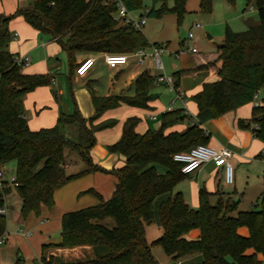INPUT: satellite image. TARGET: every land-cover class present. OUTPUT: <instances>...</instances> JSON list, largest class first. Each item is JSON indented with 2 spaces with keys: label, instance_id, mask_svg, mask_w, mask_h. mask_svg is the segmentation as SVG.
<instances>
[{
  "label": "trees",
  "instance_id": "trees-1",
  "mask_svg": "<svg viewBox=\"0 0 264 264\" xmlns=\"http://www.w3.org/2000/svg\"><path fill=\"white\" fill-rule=\"evenodd\" d=\"M29 1V7L16 9L9 15L0 14V166L15 162L14 188L20 198L23 218L30 212L38 214L41 205L51 208L55 190L69 180L101 170L90 155L94 133L112 127L116 121L109 119L96 124L94 121L105 110L121 103L148 108L154 77L143 70L133 82L134 95L130 97L93 94L95 111L89 118L77 110L61 111L54 126L31 130L24 116L23 96L38 86L51 84L53 76L27 74L14 63V55L7 49L11 40L9 21L22 16L39 32L52 36L66 52L70 72L80 53L122 54L159 45L150 43L141 29L115 20L116 5L112 0ZM141 1L125 0V3L129 10H136ZM172 1L168 7L167 0H152L154 4L161 3V7H152L148 15L159 17L167 10L181 17L187 0ZM228 2L233 4L234 0ZM245 2L254 6L259 19L256 24L241 31L226 26L214 59L172 74L177 87L176 78L180 74L218 64V79L203 83L201 90L190 97L197 105V121L188 123L180 131L168 132L188 118L182 108H174L160 113L157 128L138 133L135 127L139 118H126L120 138L108 146L110 152L125 158L124 165L115 171L117 183L112 195L97 205L64 213L58 242L42 244L40 260L34 264H159L151 254L150 248L154 245H159L172 260L194 254L201 256L200 262L180 264H261L257 254L264 261V190L257 200L259 207L245 211H237L238 201L230 195L223 198L224 193L220 191L216 203L211 204L209 193L201 187L197 208L190 207L181 192H173L188 176L181 172V163L173 160V154L206 144L209 133L201 124L251 102L257 90L262 92V104L252 109V118H258V129L252 132L264 142V0ZM211 8L212 0H199L201 12L209 13ZM238 124L249 129L248 122ZM68 125L77 126L75 138L64 134L63 128ZM65 147L79 153L87 165L84 170L66 173ZM158 166L164 168L163 173L157 171ZM7 190L4 189L5 193ZM166 193L168 196L158 205L162 232L148 243L144 223L153 219L155 200ZM108 218L114 221L111 228L103 223ZM5 225V216L0 215V233L5 231ZM242 226L248 229V236L237 232ZM192 229L199 230L195 239L186 237ZM76 246L91 247L93 255L74 261L46 256L49 249ZM248 249L253 252L246 253ZM14 264L25 262L20 257Z\"/></svg>",
  "mask_w": 264,
  "mask_h": 264
},
{
  "label": "crops",
  "instance_id": "crops-1",
  "mask_svg": "<svg viewBox=\"0 0 264 264\" xmlns=\"http://www.w3.org/2000/svg\"><path fill=\"white\" fill-rule=\"evenodd\" d=\"M232 5H235V9L232 11V16L226 20V26L234 31H241L234 27L238 24L249 26L251 24H256L249 19H245L244 15L245 6L250 5L252 7L251 10H253L254 6L252 4H247L245 0H234ZM29 6V0H0V14L9 15L14 13L16 9ZM239 20L242 22H239ZM209 23L211 24V22ZM8 29L11 40L8 43L7 49L13 55L26 54L30 58V63L25 66L22 71L27 74L48 73L53 76L51 84L38 86L23 96L24 116L31 130L54 126L57 123V118L61 111L72 113L77 110L81 116L89 118L95 111L92 102L93 94L95 96L118 95L130 97L134 95L133 82L143 70H148L153 77L158 74L157 70L156 72H152L150 70V65H145L146 62L142 65H138L135 57H129L126 64L110 68L104 63L102 53L77 54L75 57L76 66L73 71L70 72L66 52L52 36L47 33L39 32L27 23L22 16H16L11 19L8 23ZM141 31L143 32L142 29ZM223 34L224 32L222 33V31L218 32V37L222 40ZM208 37L211 38L212 36ZM192 38H194V34L190 39ZM196 45L197 44L193 42L190 47L184 48L183 41L180 42L178 49L175 50V52L182 51L177 56V58H179V56L181 57L179 62L173 63L171 66L168 65L169 72L166 71L167 68L163 63V73L172 75L175 71L193 69L199 65L207 64L216 56V51H199ZM192 47H195L197 51L191 52L190 49ZM217 47L218 46H216V49ZM89 55L95 58L92 68L83 76L76 74L75 68L77 65L82 59ZM217 66L218 64L214 66L208 65L180 74L179 77L176 78L177 87H175L174 92L170 91L165 84L154 83L153 79L152 85L164 86L172 95L171 100L167 101L165 104L160 101V93L155 92L152 93L153 97L148 103L149 107L146 109L121 103L117 107L105 110L94 123L96 124L105 120L114 119L116 124L112 127L96 131L94 133L95 143L90 149L92 162L99 166L101 170L77 176L57 188L53 195L54 205L51 208L41 205L38 213L39 216H36L37 218L29 217L26 220L22 218L21 215L20 218L19 215L15 216V224L18 230L16 229V232L11 235L6 232L5 247L0 250V264H13L15 260L20 257H23L25 263L30 262L31 259L39 256V252L41 254V247L39 248L41 244L58 242L61 218L64 213L88 206H94L100 203V200L105 201L110 198L117 183L115 171L124 165L125 158L118 153L110 152L108 146L115 143L120 138L123 122L126 118L131 116L139 118V122L135 127L138 133H143L151 129V123L149 121L156 120V118L160 116V113L170 110L169 108H182L188 118L185 122L169 128L168 132L180 131L184 129L188 123L191 124L192 122H196L197 105L190 97L201 90L203 83L218 79L216 72ZM252 109L253 106L251 102H249L201 124V127L209 133V140L206 144L214 148L225 147L231 150V163L234 167V180L231 184L235 182V168L236 170H240V168L249 169L252 163L257 160L258 157H261L260 152L264 148V142L262 140L255 136L250 129L238 124L239 121L245 123L250 120ZM152 115L155 116V119L152 118ZM63 132L69 138L74 137L73 135H75V132L77 135V126H65ZM65 154L70 156L69 159H66L64 166L67 174L77 173L87 167L77 151L69 148L66 150L65 148L64 156ZM3 167L4 166H2V168ZM4 174L6 175L5 172ZM186 178L190 179L188 185H186L185 188L178 187L175 191L181 192L184 200L192 208L198 207V192L201 187H204L209 193V202L211 203L212 200L213 204L216 203L219 197L218 191L224 193L222 194L223 198H225V195L231 194L224 188L227 183L224 182L222 168L215 167L212 162L203 164ZM9 196L11 198H18L20 202L15 188L8 187L5 196L8 211L11 210ZM163 196L161 201L166 199V195ZM236 201L239 202V199ZM156 211L158 217V206L156 207ZM145 224L148 223H144V225ZM20 226L27 228L29 232L24 233V229L20 228ZM32 228L40 230V233L36 234L35 232L34 235H31ZM20 229H23L22 232ZM54 232L57 236L54 234L52 240H46L49 235ZM161 232L162 229H160L158 233L161 234ZM237 232L242 236H248V229L245 226L239 227ZM198 236V229H192L186 234V237L189 239H195ZM155 237L157 238V236ZM156 238L147 239L145 234V239L148 243ZM252 252L250 249L246 251V253ZM92 254L91 247L76 246L72 248L49 249L46 256L53 255L63 261H74L85 259ZM257 257L262 261L261 264H264L262 255L257 254ZM200 261V254H194L176 260L175 264Z\"/></svg>",
  "mask_w": 264,
  "mask_h": 264
},
{
  "label": "rangeland",
  "instance_id": "rangeland-1",
  "mask_svg": "<svg viewBox=\"0 0 264 264\" xmlns=\"http://www.w3.org/2000/svg\"><path fill=\"white\" fill-rule=\"evenodd\" d=\"M173 4L172 0H167V6L171 7ZM152 7L158 9L161 7V3H153L152 0H142L141 6L136 10H130V14L134 19H138L141 15H143L146 19V23L141 27L143 33L146 38L150 42H158L159 45L163 47V51L161 53V59L166 66V71H170L168 69V65H172L173 63H177L180 60L174 55V52L179 47V43L183 41L184 48L190 47L192 43H196V47L199 48V51H216V46H218L222 39L218 37V32H224L225 22L228 18L232 16V11L235 9V5H232L228 2V0H212V8L209 13L201 12L199 9V0H187L185 3V12L181 17H178L175 13L171 11H163L159 17L149 16L146 14L145 9H151ZM251 6H245V19H249L253 23L258 22V15L256 10L253 8L251 10ZM211 22V24L209 23ZM222 22V23H221ZM239 22H242L239 20ZM198 23L200 26L195 27V24ZM209 23V24H208ZM251 24V23H250ZM252 25V24H251ZM193 26V27H192ZM249 25L238 24L236 27L238 30H244ZM192 27V29H191ZM193 32L194 38L188 39L189 31ZM208 36H212L209 38ZM190 55V54H189ZM178 59V61H177ZM145 65H150V70L152 72H156L154 65L150 59L145 61ZM151 93H160V101L162 103H166L171 100V94L167 91V88L164 86H155L152 85L150 87ZM259 100L262 98V92L259 91ZM151 129L157 128L160 125V116L156 118V120H150ZM73 135L76 137V132ZM68 150V147H65ZM68 153V152H67ZM70 156L65 154V160L69 159ZM3 171L6 173L5 177L7 180L10 179V176L15 173V162L10 161L6 163L3 167ZM157 171L159 173L164 172V168L162 166L157 167ZM263 179H264V158L258 157L255 160L249 169L240 168V170H236L235 168V182L231 185H225L224 188L231 193L230 196L234 200H238L237 211H245L250 209H257L259 203L257 202L258 197L263 192ZM189 178H185L180 181L177 187L173 190L180 188H185L188 185ZM168 196V193L163 194ZM163 195L159 196L154 203L155 207V215L154 218L148 223L144 225V231L147 236V239L156 238L155 236H160V223L157 217L156 207L160 203ZM227 196L225 195V198ZM9 205L11 210L7 212L5 215L6 225L5 231L10 235L18 230L17 225L15 224V216L19 215L20 218V205L19 199L15 197H8ZM164 199V198H163ZM211 203L213 204L212 200ZM34 215V216H32ZM39 216V214L35 212H30L27 217L24 219L27 220L29 217ZM22 217V216H21ZM23 218V217H22ZM107 227L111 228L114 226V221L112 219H106L103 222ZM20 228L24 229V233H28L27 228L20 226ZM22 229V230H23ZM26 229V230H25ZM40 230H35V228L31 229V235H34L35 232L40 233ZM34 232V233H33ZM55 232L46 240H52ZM159 234V235H157ZM42 244L39 246V248ZM5 247L4 244L0 245V250ZM18 248V247H17ZM40 250V249H39ZM152 256L159 262V264H175L176 260H172L169 256H167L162 248L159 245H154L150 248ZM249 250V249H248ZM48 251V250H47ZM46 251V253H47ZM252 252V249H250ZM40 252L39 256L31 259L30 262L25 264H34L40 260ZM93 255V254H92ZM92 255L86 257L89 258ZM23 258V257H22ZM24 260V259H23ZM16 261V260H15ZM25 262V260H24ZM14 264V263H13ZM236 264V263H233Z\"/></svg>",
  "mask_w": 264,
  "mask_h": 264
},
{
  "label": "built area",
  "instance_id": "built-area-1",
  "mask_svg": "<svg viewBox=\"0 0 264 264\" xmlns=\"http://www.w3.org/2000/svg\"><path fill=\"white\" fill-rule=\"evenodd\" d=\"M116 5V10L114 13V19L117 20L120 24H130L136 29H141L145 24L146 19L141 15L138 19H134L130 14V10L127 8L125 0H112ZM146 14H148L149 9H145ZM198 23L195 24V27H199ZM193 36V33L190 31L188 33V38L190 39ZM163 47L161 45H150L147 48H138L131 53H109L103 52L102 59L104 63L110 67L114 68L118 65L126 64L129 57H135L138 65L145 63L147 59H150L154 65V68L158 71V74L154 76V83L156 84H165L170 91H175L174 78L172 75H166L163 73L164 66L161 59V53ZM191 52H196L197 49L192 47ZM182 51L174 52V55L177 57ZM14 63L23 69L30 63V58L26 54H15L13 56ZM95 58L91 55L85 57L80 61V63L75 68V73L83 76L85 75L94 65ZM259 90L255 92L251 100V104L254 107H258L262 104V100H259ZM171 110V108H169ZM152 118L155 119V116L152 115ZM249 129L256 130L258 129V118H250L248 121ZM261 157L264 158V148L260 152ZM173 160L181 163V172L185 175H191L199 167L207 162H212L215 167L222 168L223 170V179L227 184L233 183L234 180V167L231 163L232 152L228 148H214L208 144H197L191 147L188 150L180 151L173 154ZM15 176L12 175L9 180L5 177L2 166H0V199L3 201V204L0 206V215L5 216L8 211V207L5 202L6 193L4 189L8 187L14 188ZM264 187V180H263ZM22 232V230L20 229ZM6 242V231L0 233V245Z\"/></svg>",
  "mask_w": 264,
  "mask_h": 264
},
{
  "label": "water",
  "instance_id": "water-1",
  "mask_svg": "<svg viewBox=\"0 0 264 264\" xmlns=\"http://www.w3.org/2000/svg\"><path fill=\"white\" fill-rule=\"evenodd\" d=\"M55 236H57V234Z\"/></svg>",
  "mask_w": 264,
  "mask_h": 264
}]
</instances>
